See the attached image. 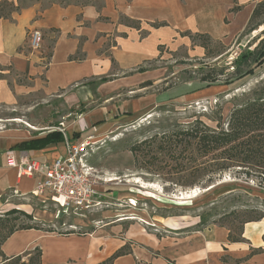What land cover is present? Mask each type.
Masks as SVG:
<instances>
[{
  "label": "crops",
  "instance_id": "1",
  "mask_svg": "<svg viewBox=\"0 0 264 264\" xmlns=\"http://www.w3.org/2000/svg\"><path fill=\"white\" fill-rule=\"evenodd\" d=\"M6 1L18 5V0ZM91 1L88 5L52 3L45 7L34 3L12 12L7 19L0 18V66L11 67L15 73L32 79L37 89L47 95L61 90L67 94L74 88L77 94L66 95L67 99L75 97L88 104L98 96L105 106L84 114L90 120L103 121L106 114L116 110L123 112L125 115L120 118H124L161 101L158 94L143 91L158 83L164 70L135 71L158 58L164 59L166 51L178 47L191 49L193 43L180 33L232 39L245 29L253 8L263 0ZM233 8L237 10L232 11ZM125 18L138 22L139 29L123 22ZM34 29L42 34L38 51L28 45L29 33ZM47 42L51 43L48 54ZM78 48L83 60L70 61L69 56ZM192 48L201 55V48ZM100 78L108 81L99 83ZM123 90H130L135 96L121 99L116 107L113 103ZM1 95V101H9V92L3 90ZM35 139L39 135L35 138L28 131L0 133V199L12 191L22 196L32 194L40 181L38 177L18 176L17 169L8 165L10 154L41 163L66 155L62 143L59 147L64 154L54 144L30 151L15 148ZM32 215L38 220L39 216ZM163 227L186 230H164L157 236L146 233L137 223L125 230L116 224L88 235H59L31 229L13 233L1 250L10 257L38 247L41 264H98L125 245L130 247V254L116 258L114 264H264V217L244 224L242 242H229L227 228L218 225L187 231L189 226L169 221Z\"/></svg>",
  "mask_w": 264,
  "mask_h": 264
},
{
  "label": "rangeland",
  "instance_id": "2",
  "mask_svg": "<svg viewBox=\"0 0 264 264\" xmlns=\"http://www.w3.org/2000/svg\"><path fill=\"white\" fill-rule=\"evenodd\" d=\"M88 1L90 0H19L18 5L23 7L40 3L45 7L52 3L84 4ZM263 28L261 26L254 30L250 36L242 35V31L232 39H212L213 42H208L213 52L209 58H205V51L198 46L200 40H197L192 47L201 48V55L195 53V48L178 47L173 51H166L164 59L158 58L147 63L143 68H162L164 72L158 83L155 82V85L143 92L158 94L161 101L155 107L126 114L124 118L120 117L125 114L116 110L113 114H106L103 121L90 120L84 112L105 106L98 96L88 104L75 97L67 99V96L77 94L74 88L67 94L65 90H61L56 95H47L37 89L32 79L15 73L11 67L0 66V133L6 130L28 131L35 138L39 135V139L59 135L64 144H86L81 154L86 164L93 168L97 190L104 194V200L109 204L107 208H98L80 215H56L58 206L52 201L42 202L33 193L22 196L12 191L0 199V213L12 208L28 210L40 217L38 221L54 229L55 234L74 232L78 235L97 234L99 230L116 224L125 230L132 223L142 226L146 233L157 236L163 234L164 230H186L173 231L163 227L169 221L179 226H189L187 231H190L196 229L199 221L197 215L203 213L210 215L209 223L223 224L234 231L244 220L254 218L255 214L248 213V210L264 209V191L257 193L247 190L246 186L257 189L256 182L246 180L240 171L230 170L214 175L211 177L212 184L208 186L204 184L206 178L203 184L185 186L184 184L198 180L192 173L194 166L189 165L186 171H182L185 167L181 164L180 157L159 149L149 155L146 148L141 149L136 163L129 147L155 133H162L196 119L214 127L212 120L220 116L221 123L225 125L232 97L241 95L264 79V68L233 89L222 84L226 77L223 75L219 77L218 85L191 94L184 95L182 92L191 84L198 83L201 78L198 68L201 64H217L215 66L218 67L226 62L230 65L237 56L236 52L240 53ZM46 47L48 54L51 43L47 42ZM230 70L229 68L225 74ZM19 86L24 90L19 89ZM3 90L9 92V101H1ZM131 92L123 90L121 97L113 104L118 107L121 99L135 96ZM74 134L78 137H73ZM61 142L51 144L57 145L64 154V149L59 147ZM230 192L232 193L228 196ZM233 210L237 213L228 215ZM31 254L34 255V251Z\"/></svg>",
  "mask_w": 264,
  "mask_h": 264
},
{
  "label": "trees",
  "instance_id": "3",
  "mask_svg": "<svg viewBox=\"0 0 264 264\" xmlns=\"http://www.w3.org/2000/svg\"><path fill=\"white\" fill-rule=\"evenodd\" d=\"M19 1V0H18ZM92 1L81 5H88ZM67 5L69 3H59ZM22 7L15 6L6 0L0 2V18L7 19L14 11H19ZM233 8L232 11H236ZM126 24L133 28L139 29V23L124 19ZM164 24H153V27H160ZM264 26V0L258 2L252 10L247 25L242 35L250 36L251 32ZM182 37H188L194 44L200 40L198 46L204 49L205 58L212 56V51L208 46V42H213L212 38L207 34H191L186 31L180 33ZM161 52V51H160ZM84 55L80 48L74 55L69 56L70 61H82ZM210 66L201 64L198 68L201 78L198 83L191 84L188 88H184L182 94H191L197 91L209 88L220 83V78L226 75L222 84L229 89L235 88L236 85L254 76L258 70L264 68V28L258 36H254L236 56L230 65L224 62L221 66ZM231 72L225 74L228 69ZM146 69L139 67L136 71L141 73ZM214 73V74H213ZM216 73V74H215ZM108 81L107 78H100L99 83ZM220 116L215 117L212 121L214 127L207 125L200 119H196L191 123L183 124L155 133L151 137L137 142L129 147V151L134 156L135 162L142 148H146L147 154L158 152L157 150L166 151L182 159L181 164L185 167L182 171H186L189 165L194 166L192 172L198 180L185 186H194L204 184L211 185L213 180L211 177L220 175L230 170H238L244 174L246 180L256 182L257 189L246 186L245 188L251 192L263 193L264 191V79H261L253 88L243 92L241 95L232 97V106L229 111L225 125L221 123ZM77 138L78 135L74 134ZM59 135H48L41 139H35L28 142H22L15 148L20 151H30L33 149H41L45 145L61 142ZM63 143V142H61ZM64 144V143H63ZM175 158V156H173ZM198 162V163H197ZM194 163V165H193ZM232 192L228 194L231 195ZM264 194V193H263ZM258 197V196H256ZM264 204V199H262ZM248 213H254L252 219L244 220L240 226L235 227L234 231L230 227L223 224L209 223V214L203 213L197 215L199 221L196 224V230H202L209 225H218L226 227L228 230L229 242H242V230L245 223L256 222L264 217V209L257 210L250 208ZM235 210L229 212L228 215H235ZM42 221L35 220L32 214L23 210L12 208L0 213V264H41V250L36 247L22 255L7 257L3 254L1 247L3 243L15 232L24 230H40L48 233L56 231L50 226H45ZM59 235L75 234L74 232L58 233ZM34 251V255L31 252ZM130 254V247L125 245L115 251L110 257L98 264H114V260L118 257ZM173 264V263H171Z\"/></svg>",
  "mask_w": 264,
  "mask_h": 264
},
{
  "label": "built area",
  "instance_id": "4",
  "mask_svg": "<svg viewBox=\"0 0 264 264\" xmlns=\"http://www.w3.org/2000/svg\"><path fill=\"white\" fill-rule=\"evenodd\" d=\"M41 43V32L32 30L28 36L29 48L37 51L41 48ZM238 53L239 51L235 56ZM85 145H70L66 142V155L49 163H41L25 156L16 158L14 154H10L8 165L17 169L18 176L40 178L33 195L42 202L52 201L56 204V215L89 213L98 208H107L109 204L104 200V194L97 190L93 168L83 159L81 153Z\"/></svg>",
  "mask_w": 264,
  "mask_h": 264
}]
</instances>
